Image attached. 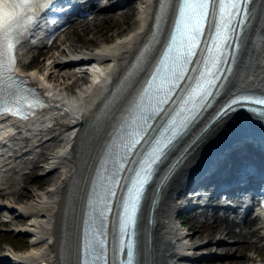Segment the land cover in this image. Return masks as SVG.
Masks as SVG:
<instances>
[{
	"label": "bare ground",
	"instance_id": "bare-ground-1",
	"mask_svg": "<svg viewBox=\"0 0 264 264\" xmlns=\"http://www.w3.org/2000/svg\"><path fill=\"white\" fill-rule=\"evenodd\" d=\"M158 4L159 0H128L125 7L119 8L126 10L120 16H108L117 23L128 24L123 29L126 31L124 35L99 44L91 49L90 54H86V50L71 54L73 51L70 50L74 48L69 47V56L65 59L50 55L43 71L33 68L26 72L44 90L50 106L29 121H0V130L6 135L10 133V137L4 139L7 148L2 151L4 157L0 159V198L14 196V202L0 199V213L14 212L18 206L21 217L4 219L3 223L24 224L14 229L30 234V248L19 252L11 245L0 254L1 264L10 263L7 261L9 257L16 264L78 263L77 228L87 195V177L92 175L111 133L132 106L156 54L145 63L140 75L128 83L104 120L98 122L97 118L149 40ZM254 6V18L245 35L240 60L227 84L228 93L247 89L264 91V0H255ZM128 11L129 19L124 16ZM32 43L28 42L20 49L23 71H26L23 66L33 51L30 48ZM83 57L88 59L85 63L87 69L82 68L80 60ZM68 67L76 71H65ZM74 86L77 87L75 90ZM244 115L250 116L249 113ZM247 119L237 115L224 116L206 131L200 128L185 140L174 157L179 160L174 174L163 186L159 197L157 192L152 194V207L155 198H159L154 222L151 223L149 218L152 207L145 213L147 218L145 214L141 217L139 264H192L195 256L191 252L214 249L221 244H227L228 248H220V253L236 255L238 264H247L248 260L264 256V232L255 225V217L249 216L241 223L229 220L227 216H218L214 227L201 240H197L194 232L186 231L176 218L182 208L180 201L188 178L204 162L217 157L222 146L238 132L253 131L254 125ZM260 133L264 135L261 131L257 134ZM57 146L59 150L54 151ZM36 147H40V152L32 159L28 158L27 154ZM182 152H185L184 156H181ZM41 162H45L47 171L38 179L37 185L44 183L43 189L34 188L30 192L32 184L25 182L19 192L9 190L16 187L27 164H36L39 168ZM185 232L187 235L184 236ZM199 243L203 246L196 250ZM246 247L252 249L251 253L243 251Z\"/></svg>",
	"mask_w": 264,
	"mask_h": 264
},
{
	"label": "snow or ice",
	"instance_id": "snow-or-ice-1",
	"mask_svg": "<svg viewBox=\"0 0 264 264\" xmlns=\"http://www.w3.org/2000/svg\"><path fill=\"white\" fill-rule=\"evenodd\" d=\"M31 2L0 0V112L7 111L22 119H27L35 108L43 106L40 102L25 103L27 97L21 94L14 72L15 48L27 22L22 18L23 11ZM245 3L247 0H180L164 54L121 122L118 130L122 151L114 161L111 183L120 187V174L133 164L139 166V170L133 169L135 178L128 177L130 184L122 186L124 192L119 196L115 188L108 187L105 209L107 213H112V198H117L120 209L117 214L118 232L127 241L118 251L123 253L127 249L126 264H134L136 218L152 170L207 105L219 80L230 70L222 68V63L228 61L223 60L224 53L219 45L222 42L223 48L229 46L232 37L227 33L236 30L232 18L237 16L242 19L245 16ZM6 7L12 10L7 11ZM210 20L213 21L211 25ZM206 27L212 28L217 40L204 60L198 56L197 49ZM196 64L201 67H189ZM6 90L9 93L7 96ZM253 102L264 105V98ZM243 103L240 98H233L222 109V114ZM255 111L264 116V110ZM100 217L101 228L106 229L105 213L101 212ZM107 247V233L99 231L95 246L89 253L90 257L95 254L92 264H108ZM82 264H88V261Z\"/></svg>",
	"mask_w": 264,
	"mask_h": 264
},
{
	"label": "rangeland",
	"instance_id": "rangeland-1",
	"mask_svg": "<svg viewBox=\"0 0 264 264\" xmlns=\"http://www.w3.org/2000/svg\"><path fill=\"white\" fill-rule=\"evenodd\" d=\"M130 5H132L130 3ZM126 11L125 9H115V10H106L103 12L98 13V15L94 18H87L82 20L78 24L72 25L70 28H68L66 31H64L58 38L56 46H52L51 48H48L46 50H43L39 54L34 55L33 57L28 56L26 59L27 64L23 66V68L26 70V72L31 71L33 68H37L40 70H44L47 65V61L50 58V55L55 56L56 58H62L68 50V48L73 47V50L70 51H78V50H91L92 48H95L101 43L104 42H111L115 39H117L119 36H122L126 33V31H123L124 27H127L128 24L124 23H117L116 21L111 20L108 16L110 14H116L120 16L122 12ZM124 16H128V19L131 18V15L129 14V11L124 14ZM130 29V28H129ZM66 49V51H63L62 49ZM65 71H73V68H65ZM57 83V81H55ZM77 87L74 86L73 90H75ZM59 147H55L54 151H58ZM40 152V147H36L33 149V151L28 154L29 157L36 156L37 153ZM40 164V163H39ZM27 170L32 171L33 175H26L23 174L20 177L18 184H15L12 188L9 190H12L14 192H19V189L23 187V184L25 182L32 184L29 188L30 192H32V189L38 188L39 190L43 189L46 185L44 183H39L37 185V181L39 178H41L44 173H46V164L45 162H41L40 167L36 168V164H27ZM35 166V167H34ZM23 180V181H22ZM2 202L6 201H13L14 202V196L12 195L10 198H0ZM16 205V203H13ZM18 210H14V212H6L2 211L0 213V254L5 253L4 250L8 249L11 245L15 248L16 251H22L23 249L30 248V237L24 236L22 233L20 234L19 231L15 230V228L19 226H23L24 224H4V219L11 218V217H21L20 209L18 206H16ZM214 212L212 211H206L203 214H196L187 216L186 219V227L192 226L189 230L194 232V235L197 236V240H201L205 238L207 234H209V231L214 227L215 218L217 215H212ZM147 218V215L144 216ZM181 220V219H179ZM202 222H207V225L204 226ZM206 230L204 231V229ZM203 229V230H202ZM17 238V239H16ZM24 238V239H23ZM228 243V242H226ZM26 246L23 248L22 246ZM225 245L227 244H221V246L218 248H228ZM238 245V244H237ZM217 247H214L216 249ZM210 249V250H214ZM252 249L249 248H243V251L247 252L248 254L251 253ZM236 255L233 254H222V256L216 257L214 259L208 260L207 264H238L237 261H235ZM237 262V263H236ZM203 263V262H202ZM247 264H264V256L261 258H254L253 260H248L246 262Z\"/></svg>",
	"mask_w": 264,
	"mask_h": 264
}]
</instances>
